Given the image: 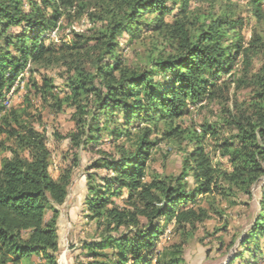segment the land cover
<instances>
[{
  "label": "trees",
  "instance_id": "16d2710c",
  "mask_svg": "<svg viewBox=\"0 0 264 264\" xmlns=\"http://www.w3.org/2000/svg\"><path fill=\"white\" fill-rule=\"evenodd\" d=\"M191 1L0 0V264H57L53 205L64 202L78 163L74 155L53 178L46 136L34 126L40 115L2 104L27 63L63 69L62 96L47 76L35 92L52 100L55 113L73 109L66 138L74 148L96 152L89 169L104 171L86 174L84 206L97 237L81 242L84 264H176L181 244L157 248L162 222L185 237L209 218L202 202L213 207L215 195L250 196L264 175V30L245 43L228 4L200 13ZM248 5L264 24L261 0ZM72 17L93 25L53 43L49 34ZM123 36L126 46L145 47L134 63L124 56ZM230 83L247 89L248 99L230 97ZM206 101L220 104L215 121L183 127L191 108ZM224 128L234 133L220 137ZM103 133L112 151L100 148ZM208 138L219 140L214 151L228 167L212 159ZM161 141L185 146L178 175L148 176ZM258 208L241 250L226 264L245 256L243 264H264V189Z\"/></svg>",
  "mask_w": 264,
  "mask_h": 264
},
{
  "label": "rangeland",
  "instance_id": "374dc122",
  "mask_svg": "<svg viewBox=\"0 0 264 264\" xmlns=\"http://www.w3.org/2000/svg\"><path fill=\"white\" fill-rule=\"evenodd\" d=\"M248 1L223 0L221 2L210 3L209 1L198 2L192 0L190 5L195 11L198 9L200 13H208L217 12L219 4L222 6L225 3L228 4L235 18L240 20V33L245 43H247L251 39L252 33L262 34L264 30V24L256 23L250 11ZM261 2L264 9V0H261ZM166 3L172 6L171 0H166ZM24 7L27 8L26 3ZM173 12H177V8H174ZM167 19L169 20L170 16H167ZM60 23L62 28L59 31L55 29L49 34L55 44L66 42L73 37L74 32L85 31L93 25L85 17H72L70 21H60ZM126 39V36L120 39L123 46L126 43ZM149 41L148 39L147 42ZM144 50V46L133 43L129 46L125 45L123 53L129 63H134L138 58V54ZM259 65V58L254 57L252 59V70H256ZM240 68L241 59L235 66V70L237 71ZM62 72L63 69L61 67L54 65L43 67L27 63L26 67L16 77V80L19 81L13 95L10 97L8 107L23 106L35 117H37L36 115H40V120L36 119L34 126L38 130L43 131L46 136V145L50 152L49 172L53 178L57 176L63 166L71 163L74 155H77L78 163L73 170L72 182L68 187L67 196L62 204H54L53 206L58 211L56 218L59 246L57 264H84L83 251L80 247L81 242L97 237L94 224L88 220L84 206L86 174L93 171L102 175L104 171L89 169L91 162L98 157L96 152L88 149L74 148L71 146L68 138H66V135L74 128L71 117L73 109L64 106L62 111L55 113L50 106L52 100L48 99V102H44L35 92L34 85H41L42 78L47 76L52 79L54 87L61 91L60 96H62L63 92L66 91L61 75ZM228 93L230 97H235L240 103L248 99V90L236 89L234 83H230ZM5 95L2 98V104ZM219 110L220 104L217 101H206L198 104L192 107L190 114L182 120V126L186 127L191 124L198 126L204 121L213 123L219 114ZM232 133L234 131L224 128L220 137L228 136ZM106 139V133H103V144L100 145V148L112 151L113 147L109 143V140ZM218 142L219 140L208 138L205 143L207 151L211 154L214 161H221L225 167H228L226 158L220 156L218 151H214L215 145ZM184 147L183 144L179 147L174 143L161 141L152 150L148 162V176L152 172L178 175L181 171ZM187 149H189V146ZM189 181L191 182V179ZM263 189L264 175L253 184L250 189V196L240 194L228 200L215 195L213 197V207L207 201L202 202V206L209 212V218L203 222L196 223L192 232L185 237L173 231L172 224L162 222L163 232L159 235L157 248L168 247L171 244H181V261L176 264H226L231 255L241 250L239 246L240 239L249 230L258 212V202ZM214 207L220 213H216ZM51 216L52 212L48 210L46 219H49ZM263 243L264 240L259 241L260 246ZM61 255L64 256L63 263L60 262ZM245 257L237 259L234 264H243L247 259ZM31 259L36 261L35 257ZM152 264H155V261Z\"/></svg>",
  "mask_w": 264,
  "mask_h": 264
},
{
  "label": "built area",
  "instance_id": "2783aa9c",
  "mask_svg": "<svg viewBox=\"0 0 264 264\" xmlns=\"http://www.w3.org/2000/svg\"><path fill=\"white\" fill-rule=\"evenodd\" d=\"M19 80H15L14 85L9 89V91L6 93L5 98L3 100V105L5 107L9 106L10 103V97L13 95L15 87L17 86Z\"/></svg>",
  "mask_w": 264,
  "mask_h": 264
},
{
  "label": "bare ground",
  "instance_id": "6f19581e",
  "mask_svg": "<svg viewBox=\"0 0 264 264\" xmlns=\"http://www.w3.org/2000/svg\"><path fill=\"white\" fill-rule=\"evenodd\" d=\"M64 255V254H63ZM61 255V258H60V262L63 263L64 262V256ZM60 264V263H59ZM64 264V263H63Z\"/></svg>",
  "mask_w": 264,
  "mask_h": 264
}]
</instances>
